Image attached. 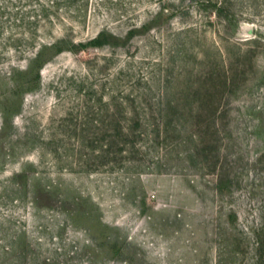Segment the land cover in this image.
<instances>
[{
    "label": "rangeland",
    "instance_id": "rangeland-1",
    "mask_svg": "<svg viewBox=\"0 0 264 264\" xmlns=\"http://www.w3.org/2000/svg\"><path fill=\"white\" fill-rule=\"evenodd\" d=\"M0 264H264V0H0Z\"/></svg>",
    "mask_w": 264,
    "mask_h": 264
},
{
    "label": "trees",
    "instance_id": "trees-1",
    "mask_svg": "<svg viewBox=\"0 0 264 264\" xmlns=\"http://www.w3.org/2000/svg\"><path fill=\"white\" fill-rule=\"evenodd\" d=\"M128 31H131V29H130V30H128Z\"/></svg>",
    "mask_w": 264,
    "mask_h": 264
}]
</instances>
